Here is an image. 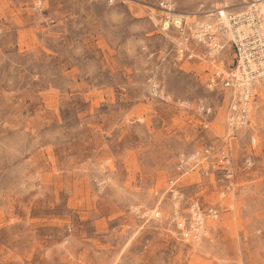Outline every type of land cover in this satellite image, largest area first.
<instances>
[{"label": "rangeland", "instance_id": "1", "mask_svg": "<svg viewBox=\"0 0 264 264\" xmlns=\"http://www.w3.org/2000/svg\"><path fill=\"white\" fill-rule=\"evenodd\" d=\"M248 1L0 0V264H264V82L232 131L165 25Z\"/></svg>", "mask_w": 264, "mask_h": 264}, {"label": "built area", "instance_id": "2", "mask_svg": "<svg viewBox=\"0 0 264 264\" xmlns=\"http://www.w3.org/2000/svg\"><path fill=\"white\" fill-rule=\"evenodd\" d=\"M164 8L167 12L173 11L171 4L166 3ZM209 16L214 18L193 27L186 16L177 20L176 14L170 15L165 25L168 29H176L180 35L175 45L178 61L204 62L205 54L208 55L205 63L210 69H206V87L229 91V127L236 131L252 124L258 91L264 82V0H251L236 13L222 9ZM227 46L233 58L232 64L224 66L220 55ZM221 153L223 159L229 162L228 150H222ZM187 164L188 159L181 156L179 168L185 169ZM189 210L196 237L204 232L206 215L217 217L218 214L214 208L202 210L198 201L193 202ZM180 225L183 223L180 222Z\"/></svg>", "mask_w": 264, "mask_h": 264}, {"label": "bare ground", "instance_id": "3", "mask_svg": "<svg viewBox=\"0 0 264 264\" xmlns=\"http://www.w3.org/2000/svg\"><path fill=\"white\" fill-rule=\"evenodd\" d=\"M249 2V1H248ZM224 8V7H223ZM178 20H180V19H178Z\"/></svg>", "mask_w": 264, "mask_h": 264}]
</instances>
